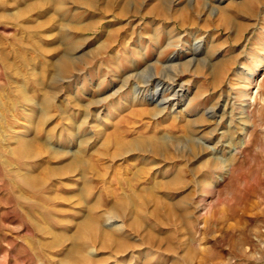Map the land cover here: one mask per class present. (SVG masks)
<instances>
[{"label": "rangeland", "instance_id": "rangeland-1", "mask_svg": "<svg viewBox=\"0 0 264 264\" xmlns=\"http://www.w3.org/2000/svg\"><path fill=\"white\" fill-rule=\"evenodd\" d=\"M0 264H264V0H0Z\"/></svg>", "mask_w": 264, "mask_h": 264}, {"label": "bare ground", "instance_id": "bare-ground-1", "mask_svg": "<svg viewBox=\"0 0 264 264\" xmlns=\"http://www.w3.org/2000/svg\"><path fill=\"white\" fill-rule=\"evenodd\" d=\"M196 45H199V44H196ZM194 57V56H193ZM193 57H190V60L188 61V63H190V62H192L193 61ZM175 60V58L174 59H171L170 61L171 62H169V63H167V64H165V68L167 69V70H171V69H174V67H173V65H175V64H177V62H175L174 61ZM176 73V72H175ZM174 73V74H175ZM151 75L152 74H150V75H148L147 76V79H152L153 77H151ZM169 78H170V76H169ZM173 78V77H172ZM167 80V79H166ZM161 83V80L159 79L158 81H157V85L158 84H160ZM173 85V82H171L168 86L169 87H171ZM180 86H181V84H179ZM163 85H160V87H159V89L156 91V89H154L153 91H151V93L148 95V100H150L151 102H153L155 105L154 106H156V111H155V113H153L155 116H158L159 115V113L163 110L162 108L164 107V106H166V102H168L169 101V99L170 98H174V97H177V95H179L180 94V92H179V90L181 91V87H178V89L177 90H175L174 89V87L172 88V91L174 90V92H173V94L171 95V96H167V97H160L159 96V92H160V89H161V87H162ZM166 89V88H165ZM101 103V102H100ZM169 103V102H168ZM246 104V103H245ZM165 108V107H164ZM243 111V110H242ZM241 111V112H242ZM245 112V111H244ZM247 112V111H246ZM207 114L209 115V116H212L213 115V110L212 109H209L208 111H207ZM240 117V116H239ZM244 124V123H243ZM153 137V136H152ZM155 137V136H154ZM157 138V137H156ZM155 139V138H154ZM156 140V139H155Z\"/></svg>", "mask_w": 264, "mask_h": 264}]
</instances>
